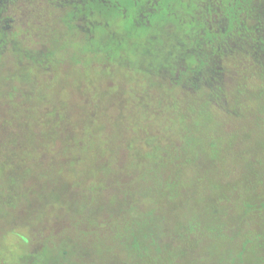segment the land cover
<instances>
[{
	"label": "rangeland",
	"instance_id": "1",
	"mask_svg": "<svg viewBox=\"0 0 264 264\" xmlns=\"http://www.w3.org/2000/svg\"><path fill=\"white\" fill-rule=\"evenodd\" d=\"M106 1L9 7L24 23L22 48L38 34L49 39L44 53L32 44L27 55L7 49L0 71V264H118L130 251L117 238L121 209L135 204L148 213L134 236L150 230L144 241L166 247L146 253L149 264H237L231 248L258 241L248 230L259 219L252 209L264 215V49L241 54L230 43L218 68L186 77L196 54L182 37L211 18L212 0ZM163 70L181 79L172 92ZM108 77L115 84L103 96L97 81ZM87 103H98L96 118H118L93 126L92 142ZM43 129L55 138L43 140ZM165 177L180 183L158 191ZM258 252L245 253V263Z\"/></svg>",
	"mask_w": 264,
	"mask_h": 264
},
{
	"label": "trees",
	"instance_id": "2",
	"mask_svg": "<svg viewBox=\"0 0 264 264\" xmlns=\"http://www.w3.org/2000/svg\"><path fill=\"white\" fill-rule=\"evenodd\" d=\"M8 2L4 0H0V71L6 64V52L7 49L10 48V51H12L11 55L13 57H16L20 52L24 53L25 55L29 54V49L31 48V44L35 47L37 46V52L44 53L43 44L45 43L49 37L45 34H38L29 40V42L25 45L24 48H22V36L20 34V31H23V25L22 21H17L13 15L9 13V7L12 6L13 2ZM129 2L134 5L135 0H129ZM108 4V0L106 1ZM212 9V10H211ZM5 11V12H4ZM8 13H7V12ZM4 12V13H3ZM3 13V14H2ZM8 15H5V14ZM208 13L211 15V18H209V15L206 18V22L203 23H195L191 24V26H188L187 35H184L182 39L186 41L188 49L190 48V53L196 54L193 55L195 57V60L192 64H188L183 70L185 73V76L187 77L188 73H192L193 70L199 69L202 65L207 66L211 69H213L214 66L218 68V64H216L217 56L220 54L227 56V54L232 52H227V48L229 47V44H233L234 48H237L236 50L242 53H252V50L255 49H264V0H212L208 7ZM101 25L103 28H106V23L104 21H101ZM202 24L204 25V28H202ZM41 25V23H40ZM18 26V28H16ZM46 28V26L41 25ZM199 27V32L194 30V27ZM49 27V26H48ZM204 29V30H201ZM191 46H195L194 50L192 51ZM48 54V53H47ZM33 67L32 64L30 65V68H34L36 65V59H33ZM120 65V66H119ZM118 66L121 67L120 63H118ZM218 66V67H217ZM124 67V66H123ZM119 69L120 71L123 69ZM36 68V67H35ZM143 70H146L151 76L153 75V70L151 68H147L146 66L140 67V72ZM220 72V71H219ZM118 73L117 68H112L110 71V74ZM158 77H160V82H164L168 89L167 91L172 92L173 88H177L180 84V77L178 84L176 81L178 80L175 75H171L169 71L163 70V72L157 73ZM185 78V77H184ZM105 82L97 81V84H100L98 88H100L101 92L103 93V96L109 95L113 89V85L115 82L112 81L111 77H108L104 80ZM12 87V85H10ZM14 88V87H13ZM18 88V87H17ZM203 90V89H199ZM169 93V92H168ZM102 96V97H103ZM120 96V95H119ZM167 100L169 97H165ZM45 102V101H44ZM26 103V102H25ZM118 103V102H117ZM31 104V103H30ZM89 104V103H87ZM61 105H64V103H61ZM98 103L96 105L89 104L88 111L90 116L88 121V127L90 128L89 131V141L92 142L95 140L98 135H96L99 130L97 129H91L93 126H102L106 122H115L118 120L117 117H107V119L104 118V115L101 116V118H96L95 116H92L94 114H97L95 111V108L97 107ZM30 106L29 104L27 107ZM36 106V105H35ZM119 111L122 109L121 106H117ZM176 108V107H175ZM103 117V118H102ZM70 125L72 126L73 131H79L83 125H81V121H78L76 119H72L70 121ZM85 127V126H84ZM41 130L40 137L43 140H46L48 142L52 141L55 138L54 132L48 131V130ZM83 130H85L83 128ZM43 131V132H42ZM68 136V135H67ZM66 135H63V137H67ZM69 137V136H68ZM76 140L74 138L68 139V141ZM77 149L78 147L75 145H70L69 149ZM67 151L69 150L66 148ZM54 151L57 152V154L65 153V148H54ZM179 151L181 154H187L188 147L184 144V146H179ZM186 162L184 164L186 165L188 162L191 161L190 157L186 156ZM141 176L143 175L140 173ZM170 175H167L169 177ZM161 184L158 185V191H163L164 185H168L169 187L175 188L180 183V180L172 179V178H160ZM186 183V181H184ZM162 188V189H161ZM157 204V203H156ZM260 205L264 206V201L260 203ZM254 207V206H253ZM261 209L259 208H253L252 209V216H259L257 219L258 222L256 225H252L248 230L251 234H255L258 241L255 242H240V244H235L231 249L237 252L238 255V261L237 264H264V253L263 257L260 259H251L250 261L247 260V263H245V259L243 258L245 253L249 254L252 250H264V226L262 222L264 220L260 219L261 215H263L261 212H259ZM123 215L121 221V228L119 232L117 231V238L119 239L120 243V249H130V251L121 252V262L118 264H149V260H147V257L145 256L146 253H148L153 247L158 251L161 252L162 248L165 247V243L163 242L160 245H157V241H160L161 239L153 238V240L150 242H145L144 239L150 232V230H147L146 233L142 236V240L134 236V233L137 231H142L143 220L144 216L148 213L146 211H140L137 207V204L125 207V209H121ZM132 212H135L137 216H133ZM131 214V215H130ZM141 218H137V217ZM264 218V215H263ZM138 224L139 227H133V225ZM195 227V224L190 226L191 229ZM113 230V229H112ZM115 231V229H114ZM149 231V232H148ZM184 234V233H182ZM132 238V239H131ZM233 244V243H232ZM258 252V254H260ZM156 264H165L164 259H154ZM35 262V261H34ZM33 261H28L25 264H35ZM164 262V263H162ZM167 264H173L172 260L166 261Z\"/></svg>",
	"mask_w": 264,
	"mask_h": 264
}]
</instances>
